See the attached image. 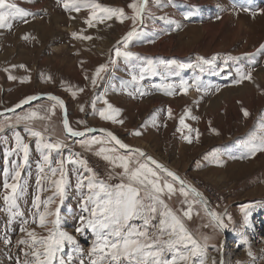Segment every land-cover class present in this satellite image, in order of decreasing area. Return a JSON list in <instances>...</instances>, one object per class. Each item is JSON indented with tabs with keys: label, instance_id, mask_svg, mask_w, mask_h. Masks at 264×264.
I'll return each mask as SVG.
<instances>
[{
	"label": "rangeland",
	"instance_id": "374dc122",
	"mask_svg": "<svg viewBox=\"0 0 264 264\" xmlns=\"http://www.w3.org/2000/svg\"><path fill=\"white\" fill-rule=\"evenodd\" d=\"M8 2L28 15L9 17L6 26L0 27V110L39 94L60 96L67 103L73 130L111 129L127 145L168 163L186 182L189 179L217 193L222 208L212 206L227 224L226 233L198 208L200 203L196 205L190 193L181 194L178 183L173 182L175 194L164 196L203 248L205 264H213L211 255L220 256L221 251L223 264H264V152L249 156L247 147L253 136H264V0H87L124 11L123 22L113 16L103 22L93 19L92 26L86 22L92 11L86 7L76 11L73 0ZM133 3L144 4L135 22ZM96 14L103 15L98 10ZM133 28L137 35L125 49L122 42ZM117 48L134 55L117 57ZM149 62L152 67L143 71ZM102 65L105 71L93 86L92 79ZM241 73H250L251 80L238 82ZM133 76L139 78L133 80ZM109 105L119 110L116 122L100 116ZM31 111L46 119L18 120ZM182 118L187 127L180 124ZM30 128L66 145L60 153L51 152L43 172L39 141ZM17 135L28 145L26 163L16 147ZM93 137L105 143L82 146L83 140ZM101 147L132 154L123 153L106 136L69 138L62 127V109L54 101H41L0 118V264H35L31 253L39 244L33 243L28 232H34L37 241L47 239L57 220L59 229L75 243L66 241L53 264H60L61 258L64 264H92L98 255L92 251L96 237L87 227L93 205L85 201L99 189L90 192L88 178L94 172L95 179L111 189L127 182L121 178V168L96 154ZM69 155L85 160L92 172L68 163ZM61 159L65 160V182L58 194L52 181L61 175L57 171L53 177L50 168L59 169ZM17 164L21 175L14 181ZM161 177L172 182L163 173ZM78 178H84L83 186ZM5 182L20 185L16 207L10 208L4 199L11 194ZM189 204L195 205L191 211L197 224L182 215ZM45 210L49 213L46 226L40 227L39 216ZM153 215L149 232H156L160 218L158 213ZM129 223L143 230V219ZM199 259L194 257V264Z\"/></svg>",
	"mask_w": 264,
	"mask_h": 264
},
{
	"label": "snow or ice",
	"instance_id": "6c2138e0",
	"mask_svg": "<svg viewBox=\"0 0 264 264\" xmlns=\"http://www.w3.org/2000/svg\"><path fill=\"white\" fill-rule=\"evenodd\" d=\"M146 2V0H145ZM67 8L68 5L65 4ZM73 7L76 11H80L81 7H86L92 11V18L86 21L89 26H92L93 19H99L103 22L104 19H111L116 16L121 22L124 19L123 9H112L101 6L98 3H88L84 0L83 3L73 0ZM130 7L136 13L131 19L135 22L141 18V14L144 8V4L139 6L135 3ZM0 27H5V21L9 17H26L27 12L18 8L14 3H9L8 0H0ZM97 10L103 15L97 17ZM137 32L135 28L129 31L124 39L123 46L125 49L128 47V42L131 41ZM84 39H91V37H83ZM117 57L123 56L125 58H131L134 54L131 51H121L117 48L115 51ZM173 63H175L173 61ZM203 63H209L204 60ZM152 67L149 62V67L143 69L148 71ZM179 67H186V65H179ZM106 66H100L95 73V77L92 79V84L95 86L96 78L105 71ZM142 76V73H141ZM15 79V77H10ZM87 78V77H86ZM139 77L133 76V80ZM251 80V74L241 73L240 81ZM181 88L186 93L187 87L182 83ZM83 91V89H81ZM75 94V93H74ZM37 97H29L23 103H29L31 100H35ZM53 100H57L56 97H51ZM63 106L62 101H57ZM107 103V101H105ZM83 111V108H81ZM245 116L249 115L247 110H244ZM119 115V110L112 108L111 105L108 109L100 112V116L106 120H112L116 122V116ZM169 116L171 111L169 110ZM34 119H46L44 116H40L37 112L31 111L25 115L19 116L18 120L32 121ZM122 123V121H120ZM182 126L185 125V121L182 118L180 120ZM64 127L72 137H82L85 135L83 132L73 130L68 121L64 120ZM32 136L38 138V147L41 150V156L43 163L40 166V172L44 171V165L50 164V154L52 151L60 153L66 145L62 141H51L50 138H45L44 134L40 131H33L29 129ZM89 132L92 129H88ZM191 131V129H190ZM134 135H141L140 132H135ZM197 137L199 132L196 133ZM105 136L114 141L115 145H118L120 149H125L129 154H117L115 147L105 148L101 147L96 153L101 155L104 160L119 167L123 170L122 180L126 179V183H121L116 186L115 189H111L110 186L105 185L103 182L95 179V173L92 169L88 168L85 160L73 158L69 155L66 159L68 163L79 164L87 172H92V177L88 178L87 187L90 192L93 189L98 188L99 192H93L85 204L89 201L93 207L91 209V217L87 222V227L93 230L96 237L93 242V254L96 258L92 260V264H194L193 258L200 257L199 264H205L204 250L200 244L193 238V236L186 230L181 218L174 212L167 203H165L164 196H171L177 191L173 182L178 181L180 184V192L185 197L188 195L186 188L190 187L186 182L179 177L176 173L167 169L164 165L159 164L151 157H147L145 153L139 149H130L129 146L123 143L111 132H105ZM189 142L191 138L188 137ZM105 141L99 137H93L82 141V146H91L96 144H104ZM16 147L23 152V159L25 163L28 160V145L23 143L22 137L16 136ZM248 155L255 156L257 152H264V136H253L247 144ZM143 158V159H142ZM117 161L119 163L117 164ZM149 161L155 168L149 166ZM59 169L53 167L50 168L52 176H56L57 171L61 175L60 180H53L52 183L56 186L57 193H62L64 184V163L65 160H60ZM17 170L14 173V181L18 180L21 173L19 171L20 165H16ZM161 173H166L167 177L171 178L170 182L166 178L161 177ZM80 185L83 186L84 178H78ZM39 183V180L37 181ZM20 185L16 182L11 184L5 182L4 188L10 189L11 194H6L4 199L11 207H16L15 195ZM141 191L144 192V196L140 195ZM100 192L105 194L104 198L100 197ZM191 192L197 197H200V193L195 188H191ZM147 199V203L145 202ZM39 201V197H37ZM51 203V200H49ZM192 205H188V210L184 211L183 215L190 218ZM87 210V209H86ZM161 217L156 225V232H149L150 221L155 218L153 214H157ZM213 220L216 221V226L224 229L227 224L224 223L223 218L216 213H209ZM49 215L47 210L39 216L40 227H45V218ZM246 214V219H247ZM134 218L143 219V230L129 223ZM231 220V217H228ZM35 222V221H34ZM54 230L50 233L47 239L36 240L34 232H28V235L32 237L34 244H39V248L33 250L31 255L35 257V264H53L54 259L58 252L62 251L64 243H75L72 236L59 229L58 220L53 222ZM77 231H83L82 228H78ZM167 237V238H165ZM20 243H26V241H20ZM247 243V241H245ZM43 249V252L40 251ZM167 254L171 255V258ZM251 255V253H249ZM28 255V253H26ZM60 264H64L63 258L60 259Z\"/></svg>",
	"mask_w": 264,
	"mask_h": 264
},
{
	"label": "water",
	"instance_id": "95a60500",
	"mask_svg": "<svg viewBox=\"0 0 264 264\" xmlns=\"http://www.w3.org/2000/svg\"><path fill=\"white\" fill-rule=\"evenodd\" d=\"M34 97H37V99H35V100H31L29 103H23V102H22V103H20L19 105L15 106V107L0 110V118H1L2 116H5V115H10V114H13V113L20 112L21 110H24V109H26V108H28V107H30V106H33V105H35V104H37V103H39V102H41V101H54V102H56V103H58L57 101H62V102H63V106H61V105L58 103V104L60 105L61 109H62V127H63V130H64L65 134H66L69 138H71V139L77 141V140H81V139H83V138H85V137H87V136H91V135H103V136H105V132H111V133H113L117 138H119L123 143L126 144V142L123 140V138H121L116 132H114L113 130L108 129V128H88V129H92V131L89 132L88 129H85V130L81 131V132L85 133L84 136H82V137H72V136L67 132V130H66L65 127H64V120L66 119V120L68 121V118H69V116H68V109H67V103L65 102V100H64L63 98H61L60 96H58V95H56V94H53V93L39 94V95H36V96H34ZM51 97H56L57 100H53V99H51ZM113 142H114V141H113ZM114 143H115V142H114ZM116 146L119 148L118 145H116ZM129 148H130V149H139L140 151H142L143 153H145L147 157H151L152 159H154L155 161H157L159 164H162V165H164L167 169L171 170L166 164H164L163 162H160L159 160L155 159L153 156L150 155V153L146 152L144 149L139 148V147H132V146H129ZM119 149H120V148H119ZM120 150H121L122 152H124V153H127V152H128V151L125 150V149H120ZM142 159H143V158H142ZM149 164L155 168V165H152V164L150 163V161H149ZM171 171L174 172V173H176L179 177H181V174H179L177 171H175V170H171ZM163 174L166 175V173H163ZM169 178H170V177H169ZM183 180H184V179H183ZM184 181H185V180H184ZM175 182L179 184L178 181H175ZM185 182H186V181H185ZM186 184H187L188 186H190V187L186 188L185 190H186L188 193H190V194H191V195H192V196H193V197H194V198H195V199H196V200L202 205V207H203L204 210L207 212V214L209 215V217L211 218V220H212L213 222H215V221L213 220V217L209 214L210 212H209L208 209L206 208V206H205L203 200L201 199L202 197H201V198H200V197H197L194 193L191 192V188H193V187L189 184V182H186ZM179 185H180V184H179ZM215 223H216V222H215ZM220 256H221V261H220L219 264H223L224 261H223V254H222V251H221V253H220Z\"/></svg>",
	"mask_w": 264,
	"mask_h": 264
},
{
	"label": "built area",
	"instance_id": "2783aa9c",
	"mask_svg": "<svg viewBox=\"0 0 264 264\" xmlns=\"http://www.w3.org/2000/svg\"><path fill=\"white\" fill-rule=\"evenodd\" d=\"M46 136V135H45ZM47 138H50V137H48V136H46ZM45 137V138H46ZM46 138V139H47ZM51 139V138H50ZM51 141H53L54 142V140L53 139H51ZM113 175V174H112ZM113 177H116L115 175H113ZM188 180V182L190 183V184H192L193 186V188H195L196 189V191H198V192H200L204 197H206L209 201H211V203H213L217 208H222V205H221V202H220V198H219V196L217 195V193L215 192V191H212L211 189H207L206 190V188H204L203 186H201L199 183H194V181H191V180H189V179H187ZM106 181H108L107 179H106ZM110 183H112V182H110ZM125 183V182H124Z\"/></svg>",
	"mask_w": 264,
	"mask_h": 264
},
{
	"label": "bare ground",
	"instance_id": "6f19581e",
	"mask_svg": "<svg viewBox=\"0 0 264 264\" xmlns=\"http://www.w3.org/2000/svg\"><path fill=\"white\" fill-rule=\"evenodd\" d=\"M262 82V81H261ZM252 95V94H251ZM70 126V125H69ZM127 144V143H126ZM129 146V145H128ZM151 155V154H150ZM156 159V158H155ZM158 160V159H157ZM161 162V161H160ZM171 169V168H170ZM172 170V169H171ZM193 186V185H192ZM198 192V191H197ZM200 193V192H199ZM202 197V198H201ZM200 198L203 200V202H204V204H205V206H206V208L208 209V211L210 212V213H216L217 214V212L215 211V209H213L214 207L212 206L213 205V203H211V201H208L207 200V198L206 197H204L201 193H200ZM216 222V221H215ZM215 225H216V223H214ZM221 229V228H220ZM221 231H222V233H226V228H224V229H221ZM224 243H225V241H224ZM222 244V248H223V246L225 245V244ZM222 254H223V261H225V255H224V253H223V251H222ZM211 260H212V263L213 264H219L220 263V261H221V256H214V255H211Z\"/></svg>",
	"mask_w": 264,
	"mask_h": 264
},
{
	"label": "crops",
	"instance_id": "0c3cea01",
	"mask_svg": "<svg viewBox=\"0 0 264 264\" xmlns=\"http://www.w3.org/2000/svg\"><path fill=\"white\" fill-rule=\"evenodd\" d=\"M95 136H103V135H95ZM124 153V152H123ZM166 163V162H165ZM167 165H169L168 163H166ZM170 166V165H169ZM178 172V171H177ZM179 173V172H178ZM180 174V173H179ZM188 193V192H187ZM177 197H179L178 195H177ZM181 198L182 199H184L182 196H181ZM178 199V201H179V198H177ZM194 202H196V205H197V203L199 204V202L198 201H194ZM192 205V204H191ZM195 205H192V207L193 208H195L194 207ZM198 206V208L203 212V210H204V208L202 207V208H200L202 205L201 204H199V205H197ZM172 209V208H171ZM173 210V209H172ZM188 209H183L182 210V212L184 213V211H187ZM174 211V210H173ZM175 212V211H174ZM207 214V213H206ZM183 215V214H182ZM184 216V215H183ZM186 219H188L190 222H194L193 224H197V220H196V217L194 216V214L192 213V211H191V216H190V218L189 217H187V216H184ZM161 218V217H160ZM159 218V219H160ZM181 218V217H180Z\"/></svg>",
	"mask_w": 264,
	"mask_h": 264
}]
</instances>
